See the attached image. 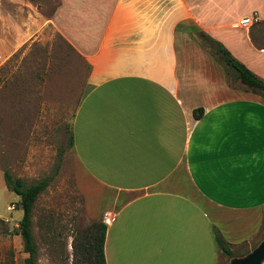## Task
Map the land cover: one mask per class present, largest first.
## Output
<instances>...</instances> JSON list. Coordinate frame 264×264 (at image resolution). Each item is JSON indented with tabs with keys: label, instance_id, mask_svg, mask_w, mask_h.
Masks as SVG:
<instances>
[{
	"label": "crops",
	"instance_id": "0c3cea01",
	"mask_svg": "<svg viewBox=\"0 0 264 264\" xmlns=\"http://www.w3.org/2000/svg\"><path fill=\"white\" fill-rule=\"evenodd\" d=\"M54 2L43 23L87 67L69 150L109 218L104 264H217L214 232L245 238L264 205V102L214 67L180 78L175 34L203 32L264 80V0Z\"/></svg>",
	"mask_w": 264,
	"mask_h": 264
},
{
	"label": "rangeland",
	"instance_id": "374dc122",
	"mask_svg": "<svg viewBox=\"0 0 264 264\" xmlns=\"http://www.w3.org/2000/svg\"><path fill=\"white\" fill-rule=\"evenodd\" d=\"M54 1L0 0V264H22L26 255L20 236L14 234L21 216L18 197L6 189L2 170L24 184L51 176L31 214L37 264H88L78 259L74 244L92 222L102 221L74 179L67 140L87 67L64 38L43 23ZM175 47L179 77L184 66L190 75L214 67L238 95L250 92L264 102V96L234 77L197 30H189L183 39L178 29ZM251 217L255 225L250 234L228 243L231 257L245 254L264 237V205ZM219 256L217 264L228 263L230 257Z\"/></svg>",
	"mask_w": 264,
	"mask_h": 264
},
{
	"label": "trees",
	"instance_id": "16d2710c",
	"mask_svg": "<svg viewBox=\"0 0 264 264\" xmlns=\"http://www.w3.org/2000/svg\"><path fill=\"white\" fill-rule=\"evenodd\" d=\"M198 35L213 45V53L224 66L229 68L234 77L251 92L264 96V80L255 75L240 61L234 58L229 51L218 41L210 38L201 31ZM202 113V108L197 107L192 110L194 118H198ZM71 145V133L68 134L67 146ZM3 183L6 189L15 193L18 197V207L21 210V216L17 222V228L14 234L20 236L22 251L26 254L22 259V264H37L36 244L31 231V214L34 202L40 192L48 185L51 176H43L38 180L24 184L19 178H12L6 170H2ZM2 220L0 219V223ZM105 224L102 221L92 222L90 226L80 233V238L74 244L78 250V259L88 264H104L102 244L104 238ZM213 240L219 253L227 257L233 256L229 245L217 233L214 232Z\"/></svg>",
	"mask_w": 264,
	"mask_h": 264
},
{
	"label": "water",
	"instance_id": "95a60500",
	"mask_svg": "<svg viewBox=\"0 0 264 264\" xmlns=\"http://www.w3.org/2000/svg\"><path fill=\"white\" fill-rule=\"evenodd\" d=\"M264 260V237L248 252L230 257L227 264H262Z\"/></svg>",
	"mask_w": 264,
	"mask_h": 264
},
{
	"label": "built area",
	"instance_id": "2783aa9c",
	"mask_svg": "<svg viewBox=\"0 0 264 264\" xmlns=\"http://www.w3.org/2000/svg\"><path fill=\"white\" fill-rule=\"evenodd\" d=\"M254 21H256V16L254 14L250 15V16H243L242 18H240L237 22V24L241 27H248L250 26ZM109 220L108 217H103L102 218V222L103 223H107Z\"/></svg>",
	"mask_w": 264,
	"mask_h": 264
}]
</instances>
